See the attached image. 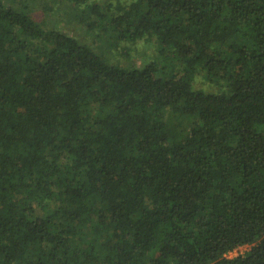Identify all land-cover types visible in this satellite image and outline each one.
<instances>
[{
	"label": "trees",
	"instance_id": "trees-1",
	"mask_svg": "<svg viewBox=\"0 0 264 264\" xmlns=\"http://www.w3.org/2000/svg\"><path fill=\"white\" fill-rule=\"evenodd\" d=\"M49 2L105 42L0 0V264H264V0Z\"/></svg>",
	"mask_w": 264,
	"mask_h": 264
},
{
	"label": "rangeland",
	"instance_id": "rangeland-1",
	"mask_svg": "<svg viewBox=\"0 0 264 264\" xmlns=\"http://www.w3.org/2000/svg\"><path fill=\"white\" fill-rule=\"evenodd\" d=\"M46 1L48 5L51 6L50 8L39 3L35 4L33 15L36 20L44 21L49 28L64 31L69 35L94 46L105 42L103 41L105 38H102V36L100 37L97 30L90 31L87 29L86 25H84L77 16V12L74 11L70 5L63 2L50 4L49 0ZM123 1L130 2L131 0ZM109 44L110 43L106 41L105 46L111 47L113 61L123 64L135 63L136 65L141 66L149 61L156 52V43L154 41L149 42L146 39L138 41L136 44L126 42H119L113 46L112 44ZM108 59L111 61L109 56ZM198 87L208 88L207 85L201 81L198 82ZM249 249L250 246H242L229 253L228 256L235 257L239 254H244Z\"/></svg>",
	"mask_w": 264,
	"mask_h": 264
}]
</instances>
